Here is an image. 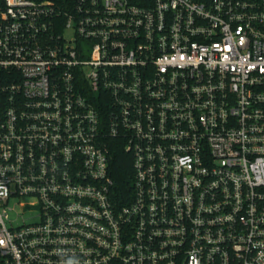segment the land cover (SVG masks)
I'll list each match as a JSON object with an SVG mask.
<instances>
[{
  "label": "built area",
  "instance_id": "2783aa9c",
  "mask_svg": "<svg viewBox=\"0 0 264 264\" xmlns=\"http://www.w3.org/2000/svg\"><path fill=\"white\" fill-rule=\"evenodd\" d=\"M0 264H264V0H0Z\"/></svg>",
  "mask_w": 264,
  "mask_h": 264
},
{
  "label": "trees",
  "instance_id": "16d2710c",
  "mask_svg": "<svg viewBox=\"0 0 264 264\" xmlns=\"http://www.w3.org/2000/svg\"><path fill=\"white\" fill-rule=\"evenodd\" d=\"M109 173L113 181V190L120 202H124L129 193V179L132 175V158L124 151L121 143H112L109 150Z\"/></svg>",
  "mask_w": 264,
  "mask_h": 264
},
{
  "label": "rangeland",
  "instance_id": "374dc122",
  "mask_svg": "<svg viewBox=\"0 0 264 264\" xmlns=\"http://www.w3.org/2000/svg\"><path fill=\"white\" fill-rule=\"evenodd\" d=\"M70 35H71V33H69V36ZM25 202H26V200H22L21 201V203H25ZM11 204L12 205L16 204L15 207H14L15 212H17L19 215H22L23 219H26L27 214L26 213H22V209L17 205V203L16 202H12Z\"/></svg>",
  "mask_w": 264,
  "mask_h": 264
}]
</instances>
